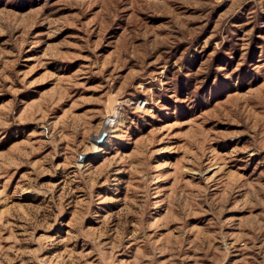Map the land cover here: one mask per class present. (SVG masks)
<instances>
[{
    "label": "rangeland",
    "instance_id": "1",
    "mask_svg": "<svg viewBox=\"0 0 264 264\" xmlns=\"http://www.w3.org/2000/svg\"><path fill=\"white\" fill-rule=\"evenodd\" d=\"M0 264H264V0H0Z\"/></svg>",
    "mask_w": 264,
    "mask_h": 264
},
{
    "label": "bare ground",
    "instance_id": "2",
    "mask_svg": "<svg viewBox=\"0 0 264 264\" xmlns=\"http://www.w3.org/2000/svg\"><path fill=\"white\" fill-rule=\"evenodd\" d=\"M104 137H105V135H104Z\"/></svg>",
    "mask_w": 264,
    "mask_h": 264
}]
</instances>
